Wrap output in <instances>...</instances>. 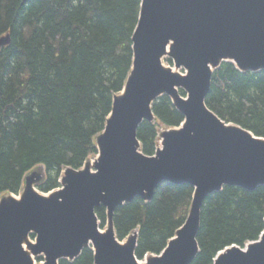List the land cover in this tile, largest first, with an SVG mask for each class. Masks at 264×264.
Returning a JSON list of instances; mask_svg holds the SVG:
<instances>
[{"label": "water", "instance_id": "water-1", "mask_svg": "<svg viewBox=\"0 0 264 264\" xmlns=\"http://www.w3.org/2000/svg\"><path fill=\"white\" fill-rule=\"evenodd\" d=\"M9 44V36L0 39V48ZM133 49V70L96 138L95 172L88 164L66 169L62 189L48 197L34 190L36 178L29 176L20 200H1L0 264H34L24 249L31 233L37 235L32 254H44L45 264L74 260L91 246L95 264H141L137 235L120 242L114 214L136 198L152 201L163 183L189 184L195 193L183 227L161 255L143 264H192L206 199L225 186H264V139L223 122L206 105L221 63L233 62L242 72L264 70V0H143ZM167 56L186 73L166 67ZM163 95L184 123L163 132L162 147L149 157L140 150L138 129L155 121L152 106ZM101 206L108 216L104 231L95 213ZM214 264H264V233L244 250L220 253Z\"/></svg>", "mask_w": 264, "mask_h": 264}, {"label": "trees", "instance_id": "trees-1", "mask_svg": "<svg viewBox=\"0 0 264 264\" xmlns=\"http://www.w3.org/2000/svg\"><path fill=\"white\" fill-rule=\"evenodd\" d=\"M141 6L142 0H0V39L10 38L0 48V197L18 195L24 177L41 166L38 189L49 193L61 187L66 168L79 170L98 155L96 137L132 71ZM164 63L173 66L169 58ZM206 105L222 121L264 138V70L241 72L223 63L213 73ZM153 112L156 120L138 129L146 156L155 155L161 126L184 121L167 95L153 103ZM194 192L189 184L163 183L152 201L136 198L118 207L117 238L137 233L140 261L160 255L185 224ZM95 213L104 229L106 208ZM263 231L264 186H225L202 206L200 251L192 264H214L218 253L245 248ZM59 264H95L94 251Z\"/></svg>", "mask_w": 264, "mask_h": 264}, {"label": "rangeland", "instance_id": "rangeland-1", "mask_svg": "<svg viewBox=\"0 0 264 264\" xmlns=\"http://www.w3.org/2000/svg\"><path fill=\"white\" fill-rule=\"evenodd\" d=\"M175 71L177 72H180V73H184L183 70H177L175 69V67H173ZM167 128H165L164 126H161L160 127V138H161V133L166 131ZM161 145V144H160ZM96 157H92L88 160L87 164L90 166L91 168V171H95V168H94V161H95ZM29 176H34L36 178V182L34 184V189L35 191L40 194V195H43V196H47L48 194H45L43 192H41L39 189H38V183L40 181H42L44 179V176H45V170L43 167H38L34 170H32L30 173H28L26 175V178L29 177ZM26 180H24V184H23V187H22V190H21V193L19 195H13V194H8V195H4L2 197H0V201L2 199H7V198H14L16 200H20V196L21 194L23 193L24 189L26 188ZM36 243V235H30V237L24 242V248L25 250L27 251V253L31 256L32 255V250H31V246L33 244ZM34 259V264H43V255H39V256H34L32 257ZM143 263V261H142Z\"/></svg>", "mask_w": 264, "mask_h": 264}, {"label": "bare ground", "instance_id": "bare-ground-1", "mask_svg": "<svg viewBox=\"0 0 264 264\" xmlns=\"http://www.w3.org/2000/svg\"><path fill=\"white\" fill-rule=\"evenodd\" d=\"M24 1V0H23ZM32 257H34V255H32Z\"/></svg>", "mask_w": 264, "mask_h": 264}]
</instances>
